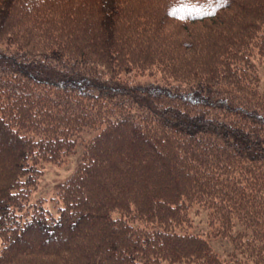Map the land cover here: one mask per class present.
<instances>
[{"label": "trees", "instance_id": "trees-1", "mask_svg": "<svg viewBox=\"0 0 264 264\" xmlns=\"http://www.w3.org/2000/svg\"><path fill=\"white\" fill-rule=\"evenodd\" d=\"M0 264H264V0H0Z\"/></svg>", "mask_w": 264, "mask_h": 264}, {"label": "rangeland", "instance_id": "rangeland-1", "mask_svg": "<svg viewBox=\"0 0 264 264\" xmlns=\"http://www.w3.org/2000/svg\"><path fill=\"white\" fill-rule=\"evenodd\" d=\"M77 164V155L70 157L63 165L60 166L48 164L46 167V173L41 180L39 189L34 197H43L48 199L49 197L53 196L58 185L71 176V174L76 169ZM190 230L192 232H207L208 227L204 216H194L193 227H191ZM210 243L214 249L224 258L228 257L229 253L232 251L230 243L224 239L210 238Z\"/></svg>", "mask_w": 264, "mask_h": 264}]
</instances>
